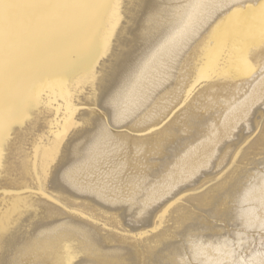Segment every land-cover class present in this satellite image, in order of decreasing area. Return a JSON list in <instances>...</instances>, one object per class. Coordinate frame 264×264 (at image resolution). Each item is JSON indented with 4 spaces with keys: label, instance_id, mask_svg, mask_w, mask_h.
I'll return each mask as SVG.
<instances>
[{
    "label": "bare ground",
    "instance_id": "bare-ground-1",
    "mask_svg": "<svg viewBox=\"0 0 264 264\" xmlns=\"http://www.w3.org/2000/svg\"><path fill=\"white\" fill-rule=\"evenodd\" d=\"M122 3L91 74L84 42L102 47L106 21L47 24L25 44L20 85L41 75L51 87L39 106H20L0 161V212L23 217L14 255L27 264L72 253L78 264H264V136L246 141L264 113V45L249 41L254 71L227 53L213 66L232 10L259 0ZM61 90L80 108L79 127L58 145L56 178L41 184L50 133L63 129L50 127Z\"/></svg>",
    "mask_w": 264,
    "mask_h": 264
},
{
    "label": "snow or ice",
    "instance_id": "snow-or-ice-1",
    "mask_svg": "<svg viewBox=\"0 0 264 264\" xmlns=\"http://www.w3.org/2000/svg\"><path fill=\"white\" fill-rule=\"evenodd\" d=\"M122 0H0V161L4 157L6 140L11 139L12 123L22 115L20 106L28 103L31 106L40 104L41 95L45 87V78L41 75L32 77L25 85H20V64L22 51L28 38L40 27L58 22H107L104 43L102 47H94L85 39V46L89 50V74L92 66L98 63V58L106 54L111 45L118 22L122 19ZM237 18L231 31L226 35L223 44L215 49L214 65H218L225 53L229 61L233 55L237 58V69L242 66L248 71H254L247 61V53L251 46L249 41L264 45V0H259L257 5L247 4L243 8H234L229 20ZM93 85L96 79L93 77ZM7 92V95H6ZM71 92L61 90L57 99L63 101L61 107L55 108L54 121L50 127L53 129L63 126L61 131H54L50 135L55 139L50 142L46 149L48 155L40 167V174L36 177L38 183L50 184L56 178L54 165L59 154L58 145L67 136L70 127H79L75 124L73 117L80 108L72 104ZM56 101L50 99L49 107H54ZM63 112V115H62ZM257 136H264V113L261 114L252 131L246 137L250 143ZM242 143L241 147H247ZM40 150V144L32 149V171H36V154ZM43 194L41 191L38 193ZM5 196L19 195L15 192H5ZM23 217L15 208H8L0 212V264H27L17 258L16 238ZM158 229H153V232ZM126 235H132L134 240H142L144 233L129 230ZM65 253L68 250L64 249ZM82 254L72 253L66 255L57 264H78Z\"/></svg>",
    "mask_w": 264,
    "mask_h": 264
},
{
    "label": "rangeland",
    "instance_id": "rangeland-1",
    "mask_svg": "<svg viewBox=\"0 0 264 264\" xmlns=\"http://www.w3.org/2000/svg\"><path fill=\"white\" fill-rule=\"evenodd\" d=\"M188 58H191V57H188ZM238 176V175H237Z\"/></svg>",
    "mask_w": 264,
    "mask_h": 264
}]
</instances>
